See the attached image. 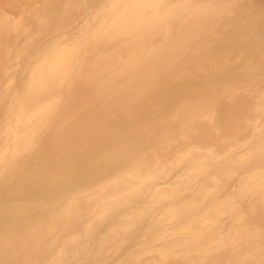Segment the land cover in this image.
Segmentation results:
<instances>
[{"label": "bare ground", "instance_id": "6f19581e", "mask_svg": "<svg viewBox=\"0 0 264 264\" xmlns=\"http://www.w3.org/2000/svg\"><path fill=\"white\" fill-rule=\"evenodd\" d=\"M177 1L102 0L75 33L48 40L30 59L0 121V264H95L94 256L107 257L148 213L159 228L152 246L144 243V251L116 264H202L213 251L221 264H264V238L246 228L242 205L210 197L203 185L227 169L238 171L242 200L257 212V202L264 203V138L223 166L214 162L219 172L206 164L212 148L195 140L199 131H216L223 100L233 104L246 97L249 113L264 111V84L242 87L264 58L256 54L264 47L255 30L260 15H224L230 8L225 0ZM89 2L51 0L47 13L34 0H0V61L15 47L7 36L14 43L22 39L16 47L22 51L35 35L31 22L53 28L88 12ZM218 15L225 17L223 26ZM10 83L7 74L6 89ZM170 89L180 95L172 103ZM241 156L247 161L240 162ZM30 157L36 165L23 173ZM189 159L180 175L165 182L164 172L163 182L156 180ZM184 179L197 189L177 190ZM10 180L17 186L5 190ZM147 190L145 206H138ZM112 217L116 221L109 224ZM237 225L241 234L233 231ZM241 244L252 246L249 258L239 254Z\"/></svg>", "mask_w": 264, "mask_h": 264}, {"label": "rangeland", "instance_id": "374dc122", "mask_svg": "<svg viewBox=\"0 0 264 264\" xmlns=\"http://www.w3.org/2000/svg\"><path fill=\"white\" fill-rule=\"evenodd\" d=\"M1 1H3V0H1ZM35 1L38 3L37 6L38 7L42 6L45 12L47 11V13H48L50 11L49 9L52 6L50 4L51 0H44V1L34 0V2ZM39 1L42 2V4ZM101 1L102 0H90V2L88 4L92 3L91 5H89L90 6L89 8H92V9H89L88 12H85L82 15H80V13H79V15L74 14L70 18H64L63 22L61 24H58L57 26H54L53 28L52 27L46 28L47 31L44 27H42V26L40 27L34 21L31 22L32 29L35 32V35L31 36L30 41L28 43L24 44L25 47L22 48V51L17 52V50H16V47H18L20 45V43L22 42V39L15 40V43H14L13 42L14 37L12 35H9L6 37L5 41H7L8 46H10L11 48L14 46L15 47L13 48L12 51L6 50L1 55L2 61H0V90H1L0 107L1 106L2 107L0 108V115H1L0 121L2 120L3 115H4V109H5V106H3L4 103L7 101L8 96L11 92L19 91V88L21 86L20 83H21L22 79L24 78L23 74L25 73V70L28 68V65L31 63L30 59L32 61V59L35 57L37 50H39L41 47H43L48 40L60 35L62 32H65L67 34L75 33V31L80 26H82L81 23L83 21H85L86 19L88 20L89 16L101 6ZM178 1H177V3H181ZM190 1H194V0H190ZM202 1L206 2L205 0H202ZM215 1H217V2L219 1V2H221L220 4H222V2L224 0H222V1L221 0H215ZM223 3H226L227 5L230 4V6H229L230 8H228V6H227V8L224 7L225 9H227V10H224V15H228L229 12L234 10V13L237 11L236 16L238 17V16H241L242 11L247 12L250 10V11L254 12V10H256L257 11V12L255 11L256 14L260 15L259 16L260 24H258V26H256V28H255L256 35H257L256 37L259 36V39L261 38L264 41V16H263L264 15V0H233V1L230 0V2H229V0L228 1L225 0V2H223ZM226 4H225V6H226ZM16 5H18V4H16ZM239 12H240V14H239ZM224 15H218V18H221L220 19L221 21L223 20L221 22L222 24L220 23V20L217 17H215L214 21L216 22V19H217L218 24H221L223 26V24L225 23V17H222V16H224ZM74 18H75V20H74ZM69 24H71V25H69ZM62 26L64 27L63 29H61ZM245 27L247 28V27H249V25L246 23ZM240 45L246 46L245 42H243V41H240ZM252 47H254V46H252ZM254 48H256V47H254ZM30 50H31V52H30ZM26 51H27L28 55H26L27 54ZM256 52H257L256 54L257 55L259 54V56L261 57V55H264V47H257ZM21 58L23 60H24V58H25V60L26 59L27 60L21 61ZM261 59L263 60L262 61L263 65L261 63V66H262V68H264V58L261 57ZM261 66L259 65L258 71H257V69L254 70L253 73L251 71L252 74L250 73L249 75H252L256 78H254L255 79L254 80L253 77L251 76L249 78V80H251V81H247V83L245 82L244 84H242V87L244 90L252 88L253 84L256 85L259 82H260L259 84L261 86L264 84V70L263 69L261 70ZM259 70H261V71H259ZM7 74L9 75L11 83L9 86H7V89H6V87L4 85H5V79H6ZM16 76H18V78ZM3 79H4V81H3ZM2 82H3V84H1ZM250 83L251 84L253 83V84L251 85ZM247 86H249V87H247ZM214 88H216V87H213V89ZM170 90H168V91H170ZM172 90H174V89H172ZM208 90H209V92H212L210 88ZM168 91H166V92L168 93ZM173 92L174 91H172L171 93H173ZM5 93H6V95H5ZM171 93L168 96L169 97L172 96L171 97L172 98L171 103H172V102H174V100L176 101L180 95L178 97H176L178 95V92H174L173 94H171ZM184 94H185V92H183L181 95H184ZM245 99H247V98L244 97V99H241V101H240V99H237V100H239V102L237 100H236L237 102L236 101L234 102V100H232L231 103H233V104H228L227 101L223 100L222 102H224V103L221 102L219 104V106L221 105L220 106L221 107L220 112L222 113V111L223 110L224 111L222 114H220L221 115V118L219 119L220 125H218L216 131L212 132L211 130H209L210 131L209 132L207 130L206 131L204 130L203 136L201 135V133L199 131L200 134L198 133L197 136H195V140H197L199 145H201L202 147H211L213 152H214V153L213 152L209 153L208 160L206 162L207 166L214 163V162H216V165L220 163L218 166H223L224 165L223 163H225V161L227 160V158L230 155L234 154V155H236V157L239 155H242V153H244L246 151V148L249 144L253 148V146L255 144L259 143L261 138L262 139L264 138V115H263L264 111L259 109L258 112L251 111L249 113V111H248L249 107H248L247 103L245 102ZM236 103H237V105H236ZM226 105H227V107H226ZM230 105H234L235 107L231 106V108H232L231 109L229 107ZM219 106H217L218 109H219ZM233 109H235V110L233 111ZM261 111H262V115H260ZM139 115H140V113H139ZM251 115H252V117H251ZM254 115H255V117H254ZM135 118H136V120L137 119L139 120V118H137V117H135ZM250 120L251 121L253 120V121L250 122ZM260 125H261V127H260ZM196 128H198V126H196ZM199 129L201 130V127H199ZM199 139H201V140H199ZM261 146H262V150L260 152L264 153V143ZM220 155H223V156H220ZM247 159L248 158L244 159L242 157L240 159V162L241 161H247ZM263 159H264V154H263L261 160H263ZM191 160L192 159H189V160H187V162L184 161L185 164L184 163L178 164L176 166H175V164H173L171 166L173 168L170 167L171 169L167 168L165 171L160 172V174H159L160 179H156V180L159 182H163L164 179H161V178L164 176V172H165V175L166 174L168 175V176L166 175L167 177L165 179L166 180L165 182L173 179L174 176H176L178 174L180 175L181 172L184 171V169H183L184 166H186L187 163L189 164V161H191ZM34 162L35 163L37 162V159L35 157H30L29 159H27V161H26L27 166H26V168H24L22 170L23 173L27 172V174H28V173L32 172V169H33L32 165L34 164ZM262 162L264 164V161H262ZM255 164H256L255 162L251 163L250 165L249 164L247 165V163H246V165L241 166V167L243 169L247 170L248 168L254 167ZM34 165H36V164H34ZM239 165L240 164L236 165L235 168H238ZM257 166H258V164H257ZM215 167L216 166L214 163L211 166L212 169H210V170L212 172L213 171L219 172L218 169L214 170ZM261 168H264V165ZM227 171L226 172L224 171L223 174L220 173L221 175H219L218 178H216L215 180H212L211 178L209 180H206L205 182H203V185L211 190L210 197L226 196V198H232L233 202H239L240 203L239 205H242V208H243L245 214H247L246 215V218H247V220H246L247 227L246 228L250 229L251 231L256 233L257 234L256 237L262 236L264 238V203L263 202L260 203V201L257 202V204L255 205L257 212L251 213L250 210L247 209L248 206L246 207L245 201L242 200L245 197V196L244 197L242 196L243 192L240 190L238 191V188H237V177H238L239 172L237 171V173H235V172L229 173V171H230L229 169H227ZM161 174L163 176H161ZM97 176L99 178L101 175H97ZM97 176L96 177L92 176V177L95 180V179H97ZM81 181L84 182V179H82ZM82 182L79 184L83 185L84 183H82ZM7 184H12L13 187L17 186V184L16 183L13 184L11 182V180H10V182H7L6 185ZM10 186L11 185H7L5 187V190L7 187L9 189ZM176 186H177V190H179V191L181 189L187 188V189H190L191 193L193 192V190L195 191L197 189V185H195V181H193L191 179L185 180V182H179L176 184ZM190 192L187 193L188 196L191 195ZM149 193H150V190H147L146 192L143 193V196L136 201V203H139L138 206H145L146 201L149 198ZM235 194H236V196H235ZM196 197L194 199H196ZM173 198H172V200H173ZM198 198L201 199L202 198L201 195L198 196ZM30 210H32V209H30ZM156 218L157 217L153 213H148L146 215V217L144 218V220L138 221L132 230H130L129 232L124 234L123 238L118 241V246L116 247V249L110 250L109 253L107 254V257L98 258V256L96 257L93 255L94 256L93 260L96 261L94 263L95 264H116L120 259H125L130 254H136V253L140 254L142 251H144V248H145L144 243H148L149 244V245L147 244L148 247L152 246L151 242H149V241H151L152 238H154L156 236V231H159V228L155 222ZM232 218H233V216L231 217V219ZM115 221H116V217H112L111 219H108L109 224H114ZM223 224L226 225V222H223ZM204 228L206 229V227H204ZM98 230L99 229L96 230L97 233H98ZM145 230H147V231H145ZM243 230H244L243 228H241V229L239 228V225H237L236 228H233V231L237 232L235 234H241ZM233 231H232V233H233ZM239 232H241V233H239ZM229 236L231 237L232 234H229ZM239 241L241 242L242 239H239ZM93 247H94V249H93ZM93 247H92V250H94L93 251L94 254H96V252H100V249L97 247L96 243H94ZM252 250L253 249H252L251 245H245L244 246L243 244H241L238 248L239 254L247 255L248 258H249L250 253L252 252ZM245 251H247L248 254ZM218 252L219 251L210 252L209 255H206L204 257L207 260L204 259L202 264H204V263L205 264H221V263H224V261L222 260L223 258L219 261V259L217 257ZM193 254L194 253H190V256H192ZM143 257H145V254L143 256H141L140 259H143ZM232 257L233 256L231 255V252H229L227 259L232 258ZM253 262H255V261L253 260ZM169 264H181V263H179V260H177L175 262L170 261ZM241 264H245V263L243 262ZM252 264H254V263H252Z\"/></svg>", "mask_w": 264, "mask_h": 264}]
</instances>
